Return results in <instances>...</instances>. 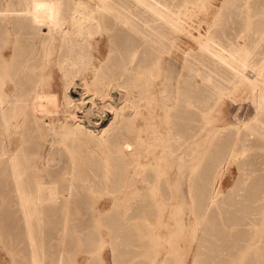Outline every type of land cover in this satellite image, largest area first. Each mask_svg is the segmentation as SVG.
<instances>
[{
    "label": "rangeland",
    "instance_id": "obj_1",
    "mask_svg": "<svg viewBox=\"0 0 264 264\" xmlns=\"http://www.w3.org/2000/svg\"><path fill=\"white\" fill-rule=\"evenodd\" d=\"M169 1L183 4L177 19L181 30L171 29L172 39L164 38V44L149 43L157 51L144 46L157 59L139 80L133 78L135 69L122 70L118 65L126 57L128 41L138 46L146 40L131 27L132 18H126L127 23L118 18L121 4L138 11L136 0H0V60L6 67L14 61L17 69L35 64L39 78L26 94L36 101L35 113L40 117L36 136L21 132L3 136L0 220L7 226L0 228V264H12L13 249L25 246L22 241L13 244L16 233L24 230L23 211L15 213L22 208L15 183L10 180L4 185L5 177L1 179L10 158L8 139L16 148L23 138L33 140L30 162L44 181L56 179L46 170L61 165L59 172L65 170L68 183L75 179L82 183L84 173L95 182L87 199L67 207L58 203L43 215L31 214L33 234L44 248L40 264H55L64 233L72 239L79 233L81 241L77 237L60 244L65 246L63 264H218L217 254L226 259L230 252H237L236 246L226 250L221 242L229 236L233 245L238 226L219 235L211 230L209 216L217 208L221 213L212 224L225 217L229 226L234 223L231 202L260 204L252 196L264 192V111L260 121L254 116L264 88V70L255 89L253 80H241L202 45L212 43L213 36L252 63L264 62V37L260 36L264 0ZM173 7L178 12V6ZM142 49L130 57L137 60ZM66 59L77 63L71 62L69 69ZM102 64L103 70L97 73ZM3 84L9 102L15 79L6 76ZM110 102L116 108L103 107L102 115L87 116L93 106ZM8 112L10 116L12 110ZM20 118L21 112L14 121ZM124 136H130L138 152L129 162L111 157ZM106 166H115L119 180L98 171ZM132 173L137 180L129 187ZM147 176L162 180L148 189V199L133 202L132 225L142 226L141 239L125 247L126 255H116L114 198L147 185ZM98 183L103 185L95 187ZM259 226L264 231V222Z\"/></svg>",
    "mask_w": 264,
    "mask_h": 264
},
{
    "label": "bare ground",
    "instance_id": "obj_2",
    "mask_svg": "<svg viewBox=\"0 0 264 264\" xmlns=\"http://www.w3.org/2000/svg\"><path fill=\"white\" fill-rule=\"evenodd\" d=\"M187 1L188 0H184V2ZM136 3L138 5V11L129 9L125 7L124 4H121V9H119L118 18H120V21L123 23L129 22L126 18H132L131 27L142 32V34L145 35L146 40H144V42L138 46H135L137 45L136 41H128L127 45L124 47L126 57L120 60L118 62V65L119 68H121L122 70L131 69L130 71H132L133 69H135L136 73L133 75V78L140 80L142 78V75L145 74V72L147 71L149 63L157 59L154 58L155 56H153L152 52L154 50H159V48L157 46L156 48H154L149 43L159 44L163 42L164 44V38H166L167 41L168 39H172L170 32L171 29H173L174 31L181 30V26L178 23L179 21L177 19L181 12V7L183 6V4L180 2H178L177 4H173L169 0H136ZM175 5L178 6V12H175L174 10L173 6ZM125 10H129V12H126ZM163 23H166L167 25H163ZM257 31L260 32L261 30L258 29ZM260 34L262 39L264 37V30L261 31ZM152 36V42H148L147 39L151 38ZM211 39H213V42H206L205 44H203L202 50H204L210 56L217 57L223 65L233 70L235 75L240 77L241 80H253V88L255 87V89H258L260 83L259 79L262 75V71L264 70V62L252 63L245 57H241V55L235 48L228 45H224L222 43H218L217 41H215L213 36ZM145 45H147L152 52L148 51V48L144 47ZM141 47L143 48V55L140 58L134 60L133 57H130L136 54ZM66 62L68 63L67 67L71 65V62L73 65L77 63L75 62V60L71 59H66ZM3 63L4 61L0 60V136H2L0 141V158L3 157V155H5L6 153L2 141L3 136L12 134L14 135V133L17 134L18 132H21L22 135L25 134L26 136H36L37 132H39V128L37 127V121L40 119V117L35 113L36 101H33L30 95L26 94V91H28L31 85L36 83L39 78V74H37L35 70V64L29 63L28 65L26 64L24 68L17 69V65L16 63H14V61L12 65L9 64L7 65V67L3 65ZM102 66L103 64L99 67V69H97V73L103 70L101 69ZM6 76L15 79V91H11L13 97L12 100H10L9 102H7V95L3 90V83L5 81ZM129 77L131 78L132 75ZM259 97L260 100L256 97V99H258L259 101H256L257 113L254 116L255 120L258 121L261 120L260 115L264 111V88L260 89ZM100 105H95L91 109H89L90 111H87L86 113L87 116L102 115L105 109L103 107L108 106L109 108H116L111 102L107 104L105 103L104 106ZM10 109L12 110V114L8 116V111H10ZM19 112H21V118L19 121L17 120L15 122L14 118ZM117 112L118 111L116 109V116ZM78 126L80 127L81 131V123H78ZM12 128H14V131H12ZM107 128L108 127L103 129V132H105ZM32 143V138H23L22 144L14 148L15 143L12 140L8 139V149L10 158L5 163V167H3L1 170V179L4 176L5 178H3V181H6V183H3L4 185H8L10 180L14 181L15 183L14 187L18 194V198L20 199V205L22 207L20 209L15 210L16 215L19 214L21 210L24 214V220L22 219L23 222H21L24 227V230L20 231V233H16V235L14 236L15 243L13 244H20L19 241H22L21 243L25 246L21 247L20 245L21 248L13 249L12 264H40V259L43 256L42 250L44 248L42 249L38 246V242L35 238V235L33 234L31 214L34 213L35 215H43L45 214V209L53 210L55 205L58 203L61 204L59 206L67 207L71 203H76L77 201L85 200L90 197L91 194H93L90 191L92 190V186L95 183L93 182V180L87 178L88 173L83 174L84 178L82 183L78 182V179H75V181L68 183L65 179V170L62 171L61 174L59 172L61 170L60 168H62L61 165L53 167L52 170H46L48 176L56 177V179H53L52 181H44L42 178L41 171L37 170L30 162L31 156L33 155V151L31 150V147L33 146ZM226 143L227 142H225V144ZM224 147L225 145L222 144L223 149ZM135 150L136 149L130 139V136H124L122 141L118 143V145H116V149L112 151V154L114 155H112L111 157L113 160L116 161L117 159H123V161L129 162L130 159L133 160V157L130 158V156H134L138 153ZM58 151H61L60 155L63 153L62 148H60V150ZM72 159H74V156ZM50 162L48 159V163ZM114 167L112 166L111 168L106 166L103 168H99L98 171H103L105 173V176L111 178L113 177L114 179L119 180L120 176L116 172V169ZM29 178H32V182ZM136 180L137 179L135 178V175L132 173V175H130V184H128L129 187H134V185L136 184ZM146 180L147 185L139 186V189L137 191L135 189H131L126 192L123 198H114V203L111 212L113 214L111 216V219L113 228L112 236L116 238V241L114 242L115 245L113 246V253H115L116 255L119 253L126 255L125 252L128 248V244H130L134 240L141 239L140 236L142 235V226L136 224L133 227L132 225V218L134 217L133 215L135 213L132 209L135 208L133 207L135 203L134 201L143 202L148 199L150 197L148 189L158 187L160 185V180L162 179H160V177L158 179H154L150 176H147ZM1 181L0 184H2ZM102 185L103 184L98 183L97 185H95V187H101ZM30 187L33 189L32 191L27 190V188ZM160 198H162V196ZM252 198L258 199L254 200L256 202H259L260 200V204L252 202L239 205L237 204V202H231L232 204L229 208L231 212L230 220L234 223L229 226L227 224V221H225V217H222V222L212 224V220H217L221 213L220 211H216L217 208H215L213 212V217L211 218V215L209 216V219L211 220V222L209 223V226H211V230H214L219 235L225 234L228 229L234 226H238L239 228L237 240H235V243L233 245L232 241H230L232 239L229 238V236L228 238L223 239L221 242V246H224L226 250L228 248H234L236 246L237 252H228L229 256L227 255L226 259H223L221 254L219 253L216 255L217 260L215 262L224 264L223 262H225L226 260L228 264H264V231L262 229L263 227L260 229L257 228L260 227V223L264 222V192L262 191L260 196L257 194L255 196L254 194ZM216 202V200L212 201V204L210 202V207L213 206ZM45 206H47V208ZM233 211L235 212L234 215H232ZM244 211L248 213L246 216L242 214ZM248 218L250 220H248ZM18 224L20 225L19 222ZM65 225L67 228L68 223H66ZM6 226L7 222H5L4 220H0V228L2 231L4 230L3 228H6ZM198 229L200 228L198 227ZM77 237L78 240L81 241L79 233L77 236H74L75 239H77ZM74 238L72 239V237L70 236V234L68 235V233L62 234L61 239L59 238V249L56 251V255H58L56 256L57 258H54L55 262L53 263H64L63 261L65 249L62 251V248H64L65 246L60 248V244L65 245L71 243L73 240H75ZM85 240L87 241L89 240V238H85ZM242 240H244V242H242ZM126 246L127 248H125Z\"/></svg>",
    "mask_w": 264,
    "mask_h": 264
}]
</instances>
